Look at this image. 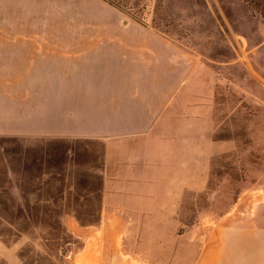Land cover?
Listing matches in <instances>:
<instances>
[{
	"label": "rangeland",
	"instance_id": "374dc122",
	"mask_svg": "<svg viewBox=\"0 0 264 264\" xmlns=\"http://www.w3.org/2000/svg\"><path fill=\"white\" fill-rule=\"evenodd\" d=\"M144 191L177 219L100 225ZM263 200L264 0H0V264H81L121 223L244 264Z\"/></svg>",
	"mask_w": 264,
	"mask_h": 264
},
{
	"label": "crops",
	"instance_id": "0c3cea01",
	"mask_svg": "<svg viewBox=\"0 0 264 264\" xmlns=\"http://www.w3.org/2000/svg\"><path fill=\"white\" fill-rule=\"evenodd\" d=\"M119 45L126 44L119 42ZM147 194L144 191L143 193L138 192L136 196H124L121 200H115V207L111 209L108 207L111 201L102 202L104 207L100 215V225H103L109 215L113 220L120 218L124 222H128V213L132 217L131 221L136 220L139 217L136 216V213H130L128 209V206L132 205H148L144 211H137L138 215L146 213L153 216L156 214L157 218L163 221L170 218L177 219L174 218L175 213L173 212H160V205L163 202ZM173 203L176 204L177 201L175 200ZM259 205L260 203L258 210L261 207ZM250 219L251 216L244 213V264H264V214L258 212L256 222L253 221L254 218ZM95 233L92 238L87 239L81 248V264H181V251L174 242L177 233L161 232L162 239L156 243L150 238L158 236L157 231L135 229L132 226L129 227V223H121L120 227L115 230L99 228ZM211 233L215 238L216 230H212ZM100 236L115 237L118 240H116V244H108L106 241L104 244H100ZM209 236L211 234H208ZM135 237L136 239H134ZM217 254L216 240L209 237L206 243H201L197 254L195 252L192 257H189L192 259L188 264H233L231 261H218Z\"/></svg>",
	"mask_w": 264,
	"mask_h": 264
}]
</instances>
